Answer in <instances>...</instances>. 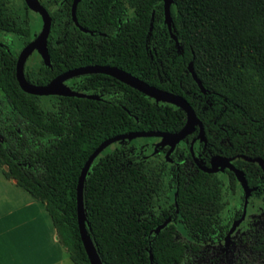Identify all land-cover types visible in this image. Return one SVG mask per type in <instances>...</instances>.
Listing matches in <instances>:
<instances>
[{
	"label": "trees",
	"instance_id": "16d2710c",
	"mask_svg": "<svg viewBox=\"0 0 264 264\" xmlns=\"http://www.w3.org/2000/svg\"><path fill=\"white\" fill-rule=\"evenodd\" d=\"M38 1L50 16V66L33 55L23 65L28 82L42 85L83 65H113L181 95L201 122L212 153L263 157L264 0H172L171 31L179 51L163 22V0H79L77 25L71 0ZM28 11L23 0H0V167L5 178L44 204L70 261L89 264L75 201L87 156L117 134L174 132L185 115L100 73L64 82L98 99L22 91L14 75L16 56L40 29H32ZM139 139L154 140L114 142L89 165L82 186L85 228L102 264H179L186 250L196 252L208 241L209 230L223 223L226 228L225 193L235 179L229 173L222 182L191 167L189 142L177 144L169 162L151 153V144H136ZM241 164L256 166L234 161L237 168Z\"/></svg>",
	"mask_w": 264,
	"mask_h": 264
},
{
	"label": "water",
	"instance_id": "95a60500",
	"mask_svg": "<svg viewBox=\"0 0 264 264\" xmlns=\"http://www.w3.org/2000/svg\"><path fill=\"white\" fill-rule=\"evenodd\" d=\"M79 0H71L70 3V16L71 20L75 25H77L76 18H75V7ZM25 3V6L32 12L36 13L41 21V26L37 34L31 39L29 42H27L18 52L15 60V67H14V75L15 79L17 81V84L19 88L29 94L32 95H58V96H75V97H81V98H87V99H98L99 97L97 95L93 94H86L82 92H77L75 90L70 89L64 82L67 79L85 75V74H93V73H100L105 74L110 77H113L117 81H120L124 83L125 85L143 93L144 95L152 98L156 102H165L172 104L179 109H181L184 112L185 119L183 125L174 132H166V131H131L126 132L122 134H117L111 137H108L104 140H102L87 156L86 160L84 161L80 171L79 175L77 177L76 182V188H75V201H76V222H77V229L79 238L82 244V247L84 249L85 255L87 257L89 264H102L96 250L94 248V245L92 241L90 240V237L87 233V230L85 228V216L83 211V205H82V186L85 174L88 170L89 165L93 161V159L108 145L114 143V142H120L124 140H130L134 138H145V137H157L159 138L158 142L154 144L155 147H163L167 146V150L165 151V158L169 161L168 158L169 153L173 150L176 143H178L180 140L184 139L187 135L191 134L195 129H197L196 132V138L200 141H204V132L202 129L201 122L196 117L193 109L188 104V102L179 94H174L165 90H162L160 88H157L153 85H149L146 82L138 79L137 77L131 75L130 73L116 67L113 65H107V64H91V65H83L79 67H74L71 69H67L53 78H51L48 82L42 85H37L28 82L23 75V65L26 60V58L35 51L41 61L44 65L50 66L49 62V55L46 49V39L49 33L50 28V16L47 12V10L39 3L38 0H23ZM172 0H163V22L166 25V28L169 32V35L171 39H173L176 48L178 51L180 50V46L178 45L176 38L174 34L171 31V19L169 16V5L171 4ZM78 28L86 32V29L78 26ZM187 70L190 73L192 79L195 81L199 91L201 93H205L204 88L202 87L200 81L196 78L194 72L191 68V62H188L187 64ZM189 146V152L191 156L193 157L192 152V146ZM242 158L254 162L258 161L260 163V160L258 158H247L244 155H241ZM196 166L198 169H200L202 172L206 173H213L216 172L219 169H222L224 167H227L229 170H231L238 182H240L243 190H244V197L247 196V188L244 180V175L241 170H238L234 168L230 163L229 159L221 157V156H213L210 161L209 167L203 166L199 164L195 160ZM169 221V218L163 220L160 224H158L154 229V233H158V231L164 227L167 222ZM237 222H234L229 230L231 231L235 224ZM150 257V256H149ZM151 258V257H150Z\"/></svg>",
	"mask_w": 264,
	"mask_h": 264
},
{
	"label": "crops",
	"instance_id": "0c3cea01",
	"mask_svg": "<svg viewBox=\"0 0 264 264\" xmlns=\"http://www.w3.org/2000/svg\"><path fill=\"white\" fill-rule=\"evenodd\" d=\"M0 264H73L59 244L44 204L0 167Z\"/></svg>",
	"mask_w": 264,
	"mask_h": 264
},
{
	"label": "flooded vegetation",
	"instance_id": "af4514ba",
	"mask_svg": "<svg viewBox=\"0 0 264 264\" xmlns=\"http://www.w3.org/2000/svg\"><path fill=\"white\" fill-rule=\"evenodd\" d=\"M196 132L197 129H195L191 134L187 135L184 139L180 140L178 143L175 144L176 146L180 142H184V143L189 142V146H190V142L192 143L191 146H194V149L192 147L193 157L189 152L190 166L191 167L195 166L196 169H198L195 163L196 160L199 164L209 167L211 158L216 155L227 158L229 159V163L234 168L242 171L244 175L246 188L248 191L247 196L244 197V190L240 182L236 180L233 172L229 170L227 167H224L222 169H219L218 167V170L216 172L208 173V174L216 175L217 177L220 178L222 182L224 178L228 176L229 173H232L235 179V185L233 188L229 187L225 193L226 195L225 204L222 211L224 213L223 218L228 220V224L226 228H223L225 226V224L223 223L222 227L220 228L216 227L214 230H209L207 233L209 235L208 241L202 246L213 247L222 244L223 249L227 251L228 249H233L236 246V242L238 239H241L243 237H248L251 240L250 248L253 251L264 250V246L262 244V237L264 236V234L262 232H259L258 230V224L264 218V216L262 217V215H264V212L262 211L255 214L250 213L251 207L253 206L254 202H258V203L264 202V152L262 158L246 156L247 158H258L260 160V163L258 161L251 162L242 158L241 155L243 154L224 155V154L212 153L210 147L208 146L209 144L207 143L206 138L204 141H200L199 139L196 138ZM153 138H154L153 141L144 143L145 146L147 147L148 145L151 144L152 145L151 153L153 154L159 153L164 155L165 151L167 150V146L155 147L154 144L158 142L159 138L157 137H153ZM236 159H242L246 162L253 163L256 166L253 168H247L246 165L241 164L242 168L244 167L245 170H243L242 168H237L234 165V161ZM169 162H171V159L169 160ZM177 163L178 162H175V164ZM234 222L237 223L235 224L234 228L230 231L229 228ZM212 236L213 237L219 236L220 238L211 240L210 238ZM192 244L194 245V243ZM259 246H261V248H259Z\"/></svg>",
	"mask_w": 264,
	"mask_h": 264
},
{
	"label": "rangeland",
	"instance_id": "374dc122",
	"mask_svg": "<svg viewBox=\"0 0 264 264\" xmlns=\"http://www.w3.org/2000/svg\"><path fill=\"white\" fill-rule=\"evenodd\" d=\"M28 15L32 29L37 31L40 27L37 14L29 10ZM35 54L37 53L33 51L27 57L31 58H26L27 60H25V62L30 64L35 58V56H33ZM37 56L39 55L37 54ZM144 142H150V140L139 139L135 141L136 144ZM250 211L251 214L264 212V202H254ZM263 216L264 215H262V217ZM258 230L264 234V218L259 222ZM175 238L183 240L180 233H177ZM250 243L251 240L248 237H243L237 240L236 246L233 249H228L227 251L223 249L222 244L213 247L201 245L196 252L186 250L179 264H264V250L253 251L250 248ZM262 244L264 246V236L262 237Z\"/></svg>",
	"mask_w": 264,
	"mask_h": 264
},
{
	"label": "snow or ice",
	"instance_id": "6c2138e0",
	"mask_svg": "<svg viewBox=\"0 0 264 264\" xmlns=\"http://www.w3.org/2000/svg\"><path fill=\"white\" fill-rule=\"evenodd\" d=\"M0 244H2V241H0Z\"/></svg>",
	"mask_w": 264,
	"mask_h": 264
}]
</instances>
